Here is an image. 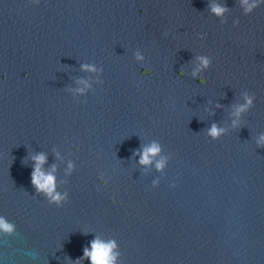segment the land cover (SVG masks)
I'll return each instance as SVG.
<instances>
[{
  "label": "clouds",
  "instance_id": "9594fccd",
  "mask_svg": "<svg viewBox=\"0 0 264 264\" xmlns=\"http://www.w3.org/2000/svg\"><path fill=\"white\" fill-rule=\"evenodd\" d=\"M248 0H243L244 4H247ZM252 7H255L253 5ZM252 7H249L247 11H251ZM226 9L220 6H214L211 8V11L215 15H222ZM203 39V37H202ZM204 65L207 66L208 61H203ZM147 74V73H146ZM181 75H183L181 73ZM201 83H205V81H201ZM252 101L249 99L247 101L248 105H251ZM245 110L244 106H241L236 115L238 116L240 112ZM222 129H218L215 125H213L210 129L209 134L216 138L222 132ZM264 140V137L261 138ZM160 151V148L157 144H152L151 147L144 149L140 163L142 165H148L152 162L151 158L156 156ZM45 163V157L43 155L37 156L35 158V168L32 173V184L36 188L37 192L44 193L49 196L53 202H59L61 197L58 193H55V177L51 174H45L42 171V165ZM163 167V161L157 164V168L160 169ZM55 193V194H54ZM0 230H3L6 233H11L13 228L10 224L6 223L3 219H0ZM116 247L114 242L104 243L99 239H94L91 242V250L88 248L84 249L83 258L91 261V264H115L116 254L113 252V249ZM79 264V261H77Z\"/></svg>",
  "mask_w": 264,
  "mask_h": 264
}]
</instances>
